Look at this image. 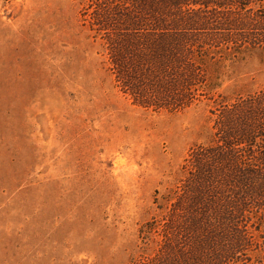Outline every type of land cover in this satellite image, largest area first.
Segmentation results:
<instances>
[{
	"label": "rangeland",
	"instance_id": "1",
	"mask_svg": "<svg viewBox=\"0 0 264 264\" xmlns=\"http://www.w3.org/2000/svg\"><path fill=\"white\" fill-rule=\"evenodd\" d=\"M191 1L171 2L176 55L125 57L135 91L111 56L131 2L0 0V264H190L213 148L244 128L262 169L264 0ZM258 205L238 264H264Z\"/></svg>",
	"mask_w": 264,
	"mask_h": 264
},
{
	"label": "trees",
	"instance_id": "2",
	"mask_svg": "<svg viewBox=\"0 0 264 264\" xmlns=\"http://www.w3.org/2000/svg\"><path fill=\"white\" fill-rule=\"evenodd\" d=\"M128 1L133 4V9L121 16L118 28L116 26L117 51L112 54L111 49V56L114 69L122 85L137 91V86L132 82L134 75L129 67L133 59H125V57L132 53L142 54L140 48H151L161 57L170 48V53L176 55L178 52L173 48L175 45L171 41L174 40V34H169L168 26L176 21L174 19L175 6L181 7L187 4H175L172 8L171 5L174 4L171 2L174 0ZM188 3L202 5L201 0ZM143 31L147 32L143 33ZM156 62H154L156 70L157 66L166 69V65H157ZM140 68L139 65L138 70ZM263 101L256 102L255 100L251 104L256 109H260ZM257 114L259 111L256 110L250 112L248 116L252 117ZM238 131L241 132L242 135L239 136L243 139L233 138L231 136L233 131L223 136L220 139L222 143L214 147L210 152L211 155L208 156L212 164L200 166L199 175L195 179L196 196L194 199L197 204L194 210L197 219L193 221L192 230L197 241L195 240V246L191 247L189 255L192 262L190 264H238L242 260L241 257L246 255L243 251L247 238L240 231L241 224L246 214L251 212L255 205L259 206L258 204L264 201V151L257 156L261 161L262 169L248 168L247 170L244 168L241 159L248 158L250 153L239 152L235 150V146L249 143V146H254L256 142L251 141L252 136L244 133L246 129ZM254 180H258L259 184H256ZM218 189L219 191L225 190L232 194V197L217 198V201L208 199L210 194ZM250 196L259 197L260 200L251 199ZM176 264L188 263L185 259L184 262L178 261Z\"/></svg>",
	"mask_w": 264,
	"mask_h": 264
}]
</instances>
